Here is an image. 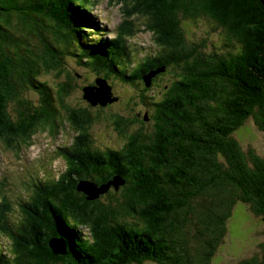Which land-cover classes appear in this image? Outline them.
<instances>
[{
  "label": "trees",
  "instance_id": "16d2710c",
  "mask_svg": "<svg viewBox=\"0 0 264 264\" xmlns=\"http://www.w3.org/2000/svg\"><path fill=\"white\" fill-rule=\"evenodd\" d=\"M92 1L0 0V137L28 142L41 129L79 128L58 147L73 162L62 179L44 173L30 187L20 206L21 238L11 236L15 257L0 264H264V230L244 221L247 235L239 242H250V250L235 246L229 229L240 203L264 222V152L251 131L264 133V0L133 2L146 12L138 15L150 14L160 49L132 75L150 70L147 87L163 84L167 95L143 101L158 115L153 119L140 111L130 120L113 115L123 150L97 148L91 134L93 124L109 125L110 101L92 104L82 88L74 106L67 101L78 75L91 78L85 85L105 77L112 97L120 96L118 80L126 81L117 45L138 27L125 17L116 46H90V34L102 35ZM68 59L80 74H69ZM50 75L57 82L44 78ZM113 177L124 184L94 199L77 188L83 178L100 187ZM8 218L0 208L3 231ZM53 237L64 241L66 254L52 251Z\"/></svg>",
  "mask_w": 264,
  "mask_h": 264
},
{
  "label": "rangeland",
  "instance_id": "374dc122",
  "mask_svg": "<svg viewBox=\"0 0 264 264\" xmlns=\"http://www.w3.org/2000/svg\"><path fill=\"white\" fill-rule=\"evenodd\" d=\"M145 1L146 0H144V2L138 0H109V3L108 0H95V5L93 6L94 13L97 15L96 18L101 20L103 19L105 21L108 20L109 27H111L110 31H115L114 25L118 22H121V19L123 20L125 17L129 16L133 18L129 26H136L138 27V30H136L135 35H132L133 37L130 41V44L132 47L138 48L139 52H143V54H139V58L141 59L144 58V54L149 55L154 51L160 49L152 42L151 36L153 33V26L151 25L150 14L138 15L139 13L146 12L139 9V7L133 4V2H135L136 4H138V6H144ZM106 3H109L111 7L106 6ZM129 13L131 15H129ZM67 63H69V69H67L69 71V74H80V69L78 67H75L71 63V60L68 59ZM44 78L48 79L50 81V84L54 83L53 80L56 81V78L53 75ZM90 79V77L86 79L82 77L81 80L80 75H78V79L75 78L71 83L73 87V95L67 99V101L71 103V105H75L73 102L76 100L77 96H79V98L80 96L82 97V92L80 91V89L86 87L83 83V80L84 82H87ZM164 83H167V81H165ZM164 87L165 86L163 84L152 85V90L146 92L145 94L146 96H152L155 99H161L164 94L165 96L167 95V93H165ZM140 89H142V86H139L137 89L124 90L122 91V93H120L121 99L118 102L114 103L113 106L112 104L106 105L109 113L111 114V120L108 121L109 125L105 126L104 124L95 123L92 125V127H90V130H94L93 132H91V134L96 146L104 148H114L121 145L119 143L120 141L118 140L119 138L116 139V132L111 125V122H114L113 120L116 119L113 115H120L125 117L127 120H130L132 118V114L138 111L145 110L143 107L144 100L140 99L138 96ZM53 93H55L54 88ZM28 96L36 100L39 99L38 94L34 91H30L28 93ZM150 99L151 98H149V100ZM82 101L83 107L88 105V102L86 100L83 99ZM126 104L128 108L125 111L123 107ZM56 105H58V103H56ZM58 107L62 108L60 104L58 105ZM106 107H104V109H106ZM11 109L13 110V108ZM122 110L124 111V113H122ZM82 114L83 113H79V115ZM0 125L2 127L3 122H0ZM54 125L56 126L57 122ZM150 125H153V121H151ZM252 129H254L251 131L254 137L255 144L259 146V150L262 153L264 152V133L260 130H257L256 128ZM72 130H79V128H73L68 123L63 127H59L58 133H52L47 129H41L36 131L28 142H25L24 138L20 137L17 134L11 135L13 137V143H11L8 136L5 139L0 137V181L3 180V183H1V189H7L6 197L12 200L13 205H16L22 199L29 198L30 187H32V184L35 183V180L31 179L30 174H36V172H38V170L40 169V166L43 167L52 163L53 166L50 165L48 167L50 175H54V173L60 172L65 168V163L61 158L58 157L56 148L59 144L64 145L65 141L67 140L70 142V138L75 134ZM133 131L134 130H132V132ZM243 131L244 130H240L239 132ZM246 134L251 133L246 132ZM19 138L23 140H19ZM20 144L21 146H19ZM86 151L89 152L87 149H85L84 152ZM40 172L42 173L43 171L41 170ZM2 197L3 193L0 190V198ZM246 212L250 214V216L247 215ZM16 216H21L18 208L15 209V216L13 217V220H17ZM247 217L251 218V220L246 219ZM244 221H246L247 223L249 221H252L253 223L257 224V229L264 230V222L258 216L252 215L249 210H245V206L242 203L238 204V207H236L234 210L233 218L229 223V229H231V233L236 240L235 246L238 244L239 239L244 238L247 235V229L244 226ZM2 226L3 225L1 222V227ZM261 239H263V236L255 235V241H260ZM239 244L242 246L240 249L249 248L250 250H252L253 248H255L252 247V244L250 242L247 243V241L239 242ZM143 264L155 263L144 262Z\"/></svg>",
  "mask_w": 264,
  "mask_h": 264
},
{
  "label": "water",
  "instance_id": "95a60500",
  "mask_svg": "<svg viewBox=\"0 0 264 264\" xmlns=\"http://www.w3.org/2000/svg\"><path fill=\"white\" fill-rule=\"evenodd\" d=\"M94 88L95 89L93 90V87H91V86L88 87L86 90V93L84 94L85 98H87L92 104H97V103L106 104L108 102V100H113L112 98H110L111 91L106 86L98 85L97 87H94ZM114 183H116V182L112 181V182H107L105 184L110 185V184H114ZM95 185H97V184L94 182H91L88 180H81L78 183L77 188L80 191L87 190V192L89 194L88 198L94 199V198H97L100 193L105 192L108 188V186L97 187ZM50 246H51L54 253L66 254V249H65L66 246H65V243L63 240H61V239L52 240L50 242Z\"/></svg>",
  "mask_w": 264,
  "mask_h": 264
},
{
  "label": "bare ground",
  "instance_id": "6f19581e",
  "mask_svg": "<svg viewBox=\"0 0 264 264\" xmlns=\"http://www.w3.org/2000/svg\"><path fill=\"white\" fill-rule=\"evenodd\" d=\"M86 5V4H85ZM84 7H86V6H84ZM83 23V22H82ZM92 31H94V28L92 29ZM99 45V44H98ZM122 52H123V50H122ZM108 54V53H107ZM120 59H122V57H120ZM122 60H126V59H122ZM123 62V61H122ZM117 95H119V94H117ZM144 107V106H143ZM145 109V108H144ZM140 113L142 114V116H144L145 117V119H153V118H155L156 116H158V115H156V114H152V113H150V112H148V111H146V110H143V111H140ZM104 165V164H103ZM120 184H124L122 181H118V182H116V183H114L113 185H115V187H118ZM95 186H97V185H95ZM102 186H108V189L112 186V185H108V184H103ZM82 192H84V193H86L87 194V197L89 196V194H88V192H87V190H82ZM36 219V218H35ZM83 235H84V237L85 238H87V240H88V237H87V235H85V233L83 232ZM12 248H13V246H12ZM67 248V247H66ZM2 257H5V258H7V255H5L4 254V256H2Z\"/></svg>",
  "mask_w": 264,
  "mask_h": 264
},
{
  "label": "clouds",
  "instance_id": "9594fccd",
  "mask_svg": "<svg viewBox=\"0 0 264 264\" xmlns=\"http://www.w3.org/2000/svg\"><path fill=\"white\" fill-rule=\"evenodd\" d=\"M148 130H146V132H147ZM98 148V147H97ZM106 148H108V147H106ZM114 150H123L122 149V145H120V146H118V147H114ZM80 181H78V183H79ZM115 182H118V180H116ZM78 183H77V186H78ZM104 183H107V182H104ZM100 184H102V183H100ZM110 185H113V184H110ZM80 191V190H79ZM85 233V232H84ZM88 234V233H87ZM53 240H54V237H53ZM50 246V245H49ZM50 248H51V246H50ZM52 249V248H51ZM53 251V250H52ZM56 254V253H55ZM58 255V254H57ZM60 255H63V254H61L60 253ZM144 262H152V261H144ZM143 262V263H144ZM142 263V264H143ZM154 263V262H153Z\"/></svg>",
  "mask_w": 264,
  "mask_h": 264
}]
</instances>
